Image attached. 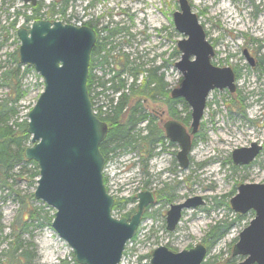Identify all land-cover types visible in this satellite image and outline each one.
I'll return each instance as SVG.
<instances>
[{"label": "rangeland", "instance_id": "obj_1", "mask_svg": "<svg viewBox=\"0 0 264 264\" xmlns=\"http://www.w3.org/2000/svg\"><path fill=\"white\" fill-rule=\"evenodd\" d=\"M55 1L39 0L36 5L42 7L39 16L28 19L34 15L31 5L23 0H0V103L9 95L3 80L5 72L21 65L17 30L29 28L36 19L47 18L90 24L99 31L101 39L109 42L111 58L108 65L96 63L97 80L92 94L104 113H108L112 100L129 94L133 82L131 69L141 72L136 90L149 74L143 70H156L170 97L172 90L181 87L183 76L175 65L181 59L178 42L185 35L177 31L174 23V13L180 10L178 0H69L65 18L60 14L49 17V7ZM188 1L215 49L212 63L231 68L236 74V91L216 89L209 94L198 133L192 136L187 169H182L177 160L180 146L169 140L159 154L155 149L147 162L143 157L147 152L141 146L109 155L105 176L110 178L108 190L113 197L136 198L145 190L160 194L159 202L148 209V216L127 244L121 264H150L152 252L160 246L181 252L197 244L208 249L205 262L209 264H223L227 260L230 264L239 263L241 258L232 256L233 248L255 215L236 213L231 199L241 184L264 183V0ZM111 30H115L112 37ZM245 51L254 59L255 66L250 65ZM120 66L126 68L122 76L126 88L120 93L112 90L101 93L98 79L106 81L110 69ZM27 68L22 65L18 74L24 97L16 105L18 115L13 122L28 121L29 111L43 91L42 79L33 68L23 74ZM142 104V114L155 124L158 125L160 113L164 112L165 121L176 120L191 131L192 120L185 123L191 108L184 100L179 99L175 105V118L170 117L164 97L154 100L143 97ZM145 127L146 122L138 125L135 132L143 137ZM252 143L263 147L257 159L249 166H235L232 152ZM28 146L31 140L25 148ZM36 171L34 164L22 163L11 173L8 184L0 183V263L9 264L7 251L17 237L13 227L17 220L27 219L28 229L19 234L18 245L21 253L28 254V264H59L63 260L73 264L72 249L52 227L56 210L34 196L39 178ZM164 189L166 192H160ZM193 197L203 198L205 205L185 210L177 229L169 232L166 214L170 206ZM136 205L137 199L123 211H115L116 216L134 213ZM30 212L34 218H30ZM217 226L225 228V235L209 245L206 236Z\"/></svg>", "mask_w": 264, "mask_h": 264}, {"label": "water", "instance_id": "obj_2", "mask_svg": "<svg viewBox=\"0 0 264 264\" xmlns=\"http://www.w3.org/2000/svg\"><path fill=\"white\" fill-rule=\"evenodd\" d=\"M36 6L38 0H23ZM174 13L177 31L185 38L178 43L181 59L176 68L183 76L172 98L184 100L191 108V131L176 120L164 124L165 136L180 146L177 160L182 169L190 165L192 136L197 134L209 94L218 89L236 91L235 73L212 63L215 49L188 0H178ZM19 59L31 65L43 78L44 90L28 114L27 132L31 146L25 148L27 161L39 167L37 200L56 210L52 227L72 249L77 264H120L126 245L142 223L145 209L154 204L152 192L137 195L136 212L130 219L113 215L115 198L104 182L106 159L100 146L107 139L108 125L93 112L88 89L91 53L97 32L88 26L35 20L30 28H19ZM250 65L254 59L244 52ZM263 147L232 152L235 166H248ZM205 205L201 197L173 204L167 211V230L173 232L183 212ZM232 209L255 217L239 235L233 257L237 264H264V183L241 184L231 200ZM204 244L173 252L166 246L156 248L150 264H203ZM2 264V263H0Z\"/></svg>", "mask_w": 264, "mask_h": 264}, {"label": "trees", "instance_id": "obj_3", "mask_svg": "<svg viewBox=\"0 0 264 264\" xmlns=\"http://www.w3.org/2000/svg\"><path fill=\"white\" fill-rule=\"evenodd\" d=\"M69 0H56L49 7L47 15L52 17L53 15H66L67 7ZM60 4V7H59ZM40 5V4H39ZM31 7L34 15L28 19L37 18L42 10L40 6ZM56 8H58L56 10ZM65 18V17H64ZM37 20V19H36ZM46 20H52L47 18ZM15 22L12 23V27H15ZM115 30L109 31L110 37H112ZM100 35V33H98ZM109 42L107 39H101L100 36L92 51L90 73L88 79V88L92 100L94 85L97 80V77L94 74V69L96 63L104 66L109 64L111 58L110 49L107 48ZM22 65H18L16 70L6 71L3 77L4 83L9 88L8 98L3 100L0 103V183L5 185L8 184L11 173L16 169V167L22 163L34 164L36 166V176L39 177V167L35 162H29L25 159L24 151L25 144H27L31 137L27 132L28 121L19 123L14 121V118L17 117L18 111L16 105L20 101L24 94L20 89V80H18V74L21 72ZM120 68V69H119ZM264 70V69H263ZM30 68L28 67L23 74L29 73ZM126 71L125 66H120L117 68H112L109 71V79L101 80L98 79V87L102 89L101 93L106 91H114L115 93H120L126 88V82L122 79L124 72ZM144 72H149L145 77V80L140 89L136 90L135 83L140 71L130 70L133 82L129 86V94L126 96L121 94L118 98L117 104L113 106L111 113H108L105 117L99 116L103 121L108 125L109 131L107 139L101 144L100 149L106 161L109 159V155L118 150H132L139 146L144 149V152L151 154V147L156 144L163 143L165 141V134L163 129L154 123L153 119H149L147 115L142 114L143 112V97L149 98L151 100L156 99V97H164L171 118H175L176 112L174 110L175 105L179 102V99H173L170 97L168 91H166V84L163 82L162 77L157 76L156 70H143ZM118 84V85H117ZM135 98V99H134ZM134 99V100H133ZM133 100V101H132ZM114 100H112V104ZM234 104V103H233ZM191 119V114L187 117L185 123H189ZM146 122V135L144 137L140 136V133H136L135 130L138 125ZM141 141L140 144L138 141ZM147 147L150 149L148 152ZM149 157H151L149 155ZM106 182V180H105ZM168 187V185L166 186ZM167 189H164L160 192L164 193ZM135 201L133 198H123L117 199L114 211H123L131 202ZM135 212V210L133 211ZM126 216L129 218L131 213L121 215L120 217ZM146 214L143 220L147 217ZM30 218H34L33 213L30 212ZM1 223V216H0ZM27 219L17 220L16 224L13 227V234H17V237L14 238V241L10 244V250L7 251V261L9 264H28V254L26 252L21 253V249L18 245L19 234H23L27 231ZM225 228L219 226L214 227L209 234L206 236V242L209 245H213L222 239L225 235ZM26 261V263H25ZM59 264H70L66 260L61 261ZM73 264H77L73 260ZM203 264H209L207 262ZM223 264H230L229 260L225 261Z\"/></svg>", "mask_w": 264, "mask_h": 264}, {"label": "flooded vegetation", "instance_id": "obj_4", "mask_svg": "<svg viewBox=\"0 0 264 264\" xmlns=\"http://www.w3.org/2000/svg\"><path fill=\"white\" fill-rule=\"evenodd\" d=\"M88 25V24H87ZM89 27H91V28H93V29H95V27H92L90 24L88 25ZM96 30V29H95ZM97 31V30H96ZM97 32H99V31H97ZM256 64V63H255ZM164 112L163 113H160V119H159V123H158V125L163 129V131H164V134H165V130H164V124L168 121V120H166L165 121V119L163 118L164 117ZM145 130V129H144ZM198 133V132H197ZM145 135H146V131H145ZM144 135V136H145ZM196 135V134H195ZM143 136V137H144ZM194 136V135H193ZM165 138H166V136H165ZM166 140H168L167 138L165 139V141L163 142V143H159V144H156V145H154L153 147H151L150 149H151V154H147V153H144L143 154V157H144V159L146 158V162L149 160V155L150 156H152L153 155V151L155 150V149H158V154L162 151V146H163V144H165V142H166ZM155 147H158V148H155ZM150 149L147 147V150H148V152H150ZM106 159V158H105ZM108 161L109 160H107L106 161V164L108 163ZM107 166V165H106ZM249 166V165H248ZM240 167H243V166H240ZM105 171H107V169H106V167H105ZM161 172V171H160ZM159 172V173H160ZM162 174V173H161ZM105 180H106V182H105V184H106V187H107V190H108V185H109V183H110V178H108V176L106 177L105 176ZM145 191H149V190H145ZM108 192L110 193V191L108 190ZM141 192H144V191H141ZM150 192H152L153 193V195H154V198H155V202H154V204H152L151 206H149L148 208H146L145 209V212H144V214H143V217H142V219L144 218V216L147 214V211H148V209L150 208V207H152V206H154V205H156L158 202H159V195L160 194H158L157 192H155V191H151L150 190ZM111 194V193H110ZM112 195V194H111ZM113 196V195H112ZM115 198V197H114ZM137 199V202H138V198H135V200ZM115 200H117V198H115ZM171 207V206H170ZM133 215V214H132ZM167 215V214H166ZM180 224V223H179ZM178 227V226H177ZM166 228H167V223H166ZM177 229V228H176Z\"/></svg>", "mask_w": 264, "mask_h": 264}, {"label": "bare ground", "instance_id": "obj_5", "mask_svg": "<svg viewBox=\"0 0 264 264\" xmlns=\"http://www.w3.org/2000/svg\"><path fill=\"white\" fill-rule=\"evenodd\" d=\"M87 24V23H86ZM89 25V24H88ZM118 101V100H117ZM117 101H114V103L112 104V102H111V106H109V111H108V113H111L112 112V110H113V106H115L116 104H117ZM107 113V114H108ZM107 114H105V113H101V115L102 116H106Z\"/></svg>", "mask_w": 264, "mask_h": 264}]
</instances>
